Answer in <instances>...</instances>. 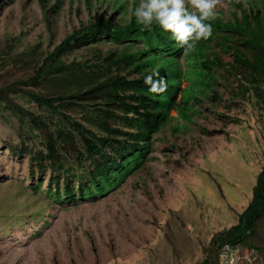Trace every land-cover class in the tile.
Wrapping results in <instances>:
<instances>
[{"label":"trees","instance_id":"1","mask_svg":"<svg viewBox=\"0 0 264 264\" xmlns=\"http://www.w3.org/2000/svg\"><path fill=\"white\" fill-rule=\"evenodd\" d=\"M232 6L231 19L211 21L212 36L188 52L158 26L138 25L133 10L129 21L96 15L42 57L33 48L16 56L15 65L31 71L0 88V112H9L16 122L19 143L6 150L16 162L27 157L26 178L34 195L58 206L95 201L145 172L160 132L175 122L171 113L190 124L191 104L201 106L207 92L213 100H223L215 88L219 76L230 100L253 99L264 113V1L250 10ZM124 9L120 3L117 11ZM80 49L88 57L68 58ZM13 51L6 44L0 60L10 59ZM150 70L158 73L154 79L167 82L166 92H147L144 77ZM184 80L190 85L186 90L181 89ZM171 235H163L170 254L175 256L182 244L189 264H217L225 244L256 250L264 264V165L234 225L198 242L196 253L191 240Z\"/></svg>","mask_w":264,"mask_h":264},{"label":"rangeland","instance_id":"2","mask_svg":"<svg viewBox=\"0 0 264 264\" xmlns=\"http://www.w3.org/2000/svg\"><path fill=\"white\" fill-rule=\"evenodd\" d=\"M263 1L219 0L217 18L231 19L232 5L250 10ZM120 3L125 9L118 12ZM138 4L139 0H0V51L6 44L14 48L10 59L0 60V88L30 73L29 67L22 71L15 65L16 56L27 49L42 57L96 15L129 21ZM51 7L55 8L48 14ZM85 57L86 49L68 56ZM180 63L184 65L183 59ZM221 78L215 88L223 100H213L209 92L204 98L197 96L202 105L191 104L195 110L190 124L170 114L175 122L160 132L145 172L103 198L74 205L58 206L34 195L26 178L27 157L16 162L6 150V145L19 143L16 122L1 111L0 264H189L182 244L175 256L170 254L164 232L191 240L195 251L198 242L206 243L215 232L234 225L264 165V113L253 99L230 100ZM188 86L184 80L181 89Z\"/></svg>","mask_w":264,"mask_h":264},{"label":"clouds","instance_id":"3","mask_svg":"<svg viewBox=\"0 0 264 264\" xmlns=\"http://www.w3.org/2000/svg\"><path fill=\"white\" fill-rule=\"evenodd\" d=\"M218 5L219 0H139L133 16L138 25L145 28L156 25L165 33H169L171 39L188 52L194 50L199 41L208 40L212 36L214 28L211 21L218 16L216 11ZM155 76H158V73L154 70L145 75L144 84L148 86L147 92L150 94L166 92L167 82L163 79H154ZM225 245L237 246L242 252L254 250L233 244Z\"/></svg>","mask_w":264,"mask_h":264},{"label":"built area","instance_id":"4","mask_svg":"<svg viewBox=\"0 0 264 264\" xmlns=\"http://www.w3.org/2000/svg\"><path fill=\"white\" fill-rule=\"evenodd\" d=\"M219 264H263L254 250L244 252L237 246L225 245L219 255Z\"/></svg>","mask_w":264,"mask_h":264}]
</instances>
